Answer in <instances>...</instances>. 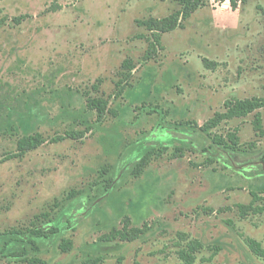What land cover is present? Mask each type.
<instances>
[{"label":"rangeland","instance_id":"1","mask_svg":"<svg viewBox=\"0 0 264 264\" xmlns=\"http://www.w3.org/2000/svg\"><path fill=\"white\" fill-rule=\"evenodd\" d=\"M179 9L170 0H0V234L57 229L38 256L46 264L100 256L101 264H186L182 250L193 264H264L249 245L264 249V135L255 114L212 131L239 130L236 150L200 129L228 100L264 98V0L236 11L211 0L183 28L161 34L146 60L156 42L137 21ZM129 58L132 87L115 98ZM205 58L217 67L207 69ZM87 95L109 99L118 116L98 121ZM36 133L47 143L8 159L19 138ZM144 148L157 156L136 179ZM104 168L113 174L108 187ZM73 191L80 194L68 199ZM127 218L148 230L105 240ZM62 239L72 251L60 250ZM0 264L26 263L0 256Z\"/></svg>","mask_w":264,"mask_h":264},{"label":"trees","instance_id":"2","mask_svg":"<svg viewBox=\"0 0 264 264\" xmlns=\"http://www.w3.org/2000/svg\"><path fill=\"white\" fill-rule=\"evenodd\" d=\"M175 2L180 6V9L166 18L155 19L149 18L147 20H138L137 24L141 28H145L153 34L154 42L150 45V49L146 54V60L153 58V52H155V46L161 42V34H166L174 31L178 28H183V22L189 20L191 16L198 11L200 8L205 7L211 0H170ZM218 4H224L229 2L230 7L233 11H236L240 5L247 4L250 0H214ZM28 16H22L20 18L14 19V21L20 24ZM137 39L144 40L146 37L144 35H139ZM203 63L207 69H215L217 63L210 61L208 59H203ZM136 64L132 59L124 60L121 67L122 79L116 84V89L114 93L115 98H119L124 94L126 87H132L131 78L133 72L136 70ZM101 82V80H99ZM94 90H98L95 85ZM87 108L88 110L95 111L97 113V120H103L107 115L118 116V111L110 107L109 99L102 97L92 98L87 95ZM264 108V98H251V99H234L228 100L224 105V112H217L213 118L207 121L200 129L202 132L210 135L212 142L225 149L236 150L240 146L239 130H235L232 133H228L226 137L223 135L213 134L212 131L218 128L223 121L233 120L236 118H244L248 115L255 114L254 117V128L256 132L260 135H264L263 127V115L261 109ZM196 128H198L196 123H193ZM83 133L70 132L66 136L68 138H80ZM66 137H59L57 139H52L53 143H58L65 140ZM47 143V140L40 133L34 135L24 136L17 141L16 153L10 155L8 159L21 158L26 153L37 150L41 146ZM157 156V149L155 148H144L141 151V157L139 161L135 164V167L131 170V176L133 178H141L149 165L151 164L154 157ZM111 173V174H110ZM103 174H110L107 181V187L111 185L113 181V174L108 168L103 169ZM80 193L77 191L71 192L68 199H72L78 196ZM254 198H257V194L253 193ZM244 210L247 207H242ZM255 211L262 213L261 208H257ZM37 219L42 218L43 220H49L51 217L49 214H42L36 217ZM147 224L145 223L142 228H131V222L129 218L126 219L124 228L122 230H113L105 240L112 241L118 238L127 241H133L140 238L147 231ZM57 229H50L44 231L42 229L26 230V231H7L0 234L2 237L7 238L5 241H0V256L1 257H13L20 260L26 264H46L38 256L42 252V249L47 247L49 243L53 242L58 235ZM1 240V239H0ZM249 245L256 255L264 258V249L262 244L254 239H249ZM88 246V245H87ZM90 247V246H88ZM95 247V248H94ZM59 248L62 252H70L73 249V241L69 239H62ZM91 248L98 249L100 247L96 245H91ZM179 257L186 264H193L195 259L193 255L185 250L179 252ZM121 260V259H120ZM104 261V257H98L95 260L90 261L87 264H101Z\"/></svg>","mask_w":264,"mask_h":264}]
</instances>
